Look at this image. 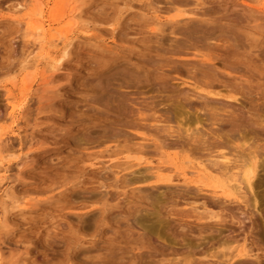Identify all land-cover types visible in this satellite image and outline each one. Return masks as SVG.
Listing matches in <instances>:
<instances>
[{
    "label": "rangeland",
    "instance_id": "1",
    "mask_svg": "<svg viewBox=\"0 0 264 264\" xmlns=\"http://www.w3.org/2000/svg\"><path fill=\"white\" fill-rule=\"evenodd\" d=\"M0 264H264V0H0Z\"/></svg>",
    "mask_w": 264,
    "mask_h": 264
},
{
    "label": "bare ground",
    "instance_id": "2",
    "mask_svg": "<svg viewBox=\"0 0 264 264\" xmlns=\"http://www.w3.org/2000/svg\"><path fill=\"white\" fill-rule=\"evenodd\" d=\"M68 1H69V0H68ZM41 12H42V8H40V12H39V13L41 14ZM55 19H56V18H55ZM32 27H33L35 30H41V29H42V25H39V24H37V25H33ZM57 62H58V61H57ZM59 63H60V62H59ZM221 156H222V158H221L220 156H218V157L221 158V160H217V159H216L217 157H216L215 159H213V160H216L215 163H217V161H218V162H219V161L222 162V160H225V162H226V158L223 157V155H221ZM220 158H219V159H220ZM227 159H228V158H227ZM211 162H212V161H211ZM225 162H223L222 164H221V163H220V164L218 163V165H216V164H215V165H216L217 167H218L219 165H222V166H223L224 164H227V163H225ZM228 163H229V162H228ZM247 164H248V163H247ZM256 164H257V163H256ZM224 166H226V165H224ZM227 166L229 167V165H227ZM243 166H244V165H243ZM219 167H220V166H219ZM230 167H231V166H230ZM253 167H254V166H253ZM214 168H216V167H214ZM214 168H213V169H214ZM220 168H221V167H220ZM223 168H224V167H223ZM249 168H250V167H249ZM257 168H258V167H257ZM217 169H218V168H217ZM224 169H225V168H224ZM230 169H231V168H230ZM254 169H255V167H254ZM254 169H253V168H251L250 170L248 169V171L244 174V177H245V178H244V181H245L249 186L251 185V183H253V182H252V178L254 177V172H255ZM217 171H220V170L218 169ZM228 171H229V168H228V170L225 171L224 173H226V172L228 173ZM229 172H230V171H229ZM241 173H242V172H241ZM229 175H230V174H229ZM242 180H243V179H241V182H242ZM244 181H243V182H244ZM243 182H242V183H243ZM244 184H245V183H244ZM226 185H227V184H226ZM234 185H235V183H234ZM236 185H237V184H236ZM236 185H235V186H236ZM231 186H232V184H231ZM231 186H230V188H231ZM246 186H247V185H246ZM219 188H220V187H219ZM235 188H236V187H235ZM237 188H238V185H237ZM234 190H235V189H234ZM241 254H242V253H241Z\"/></svg>",
    "mask_w": 264,
    "mask_h": 264
}]
</instances>
